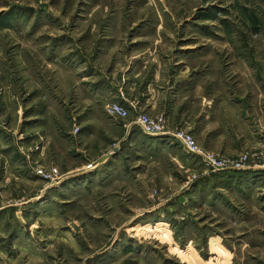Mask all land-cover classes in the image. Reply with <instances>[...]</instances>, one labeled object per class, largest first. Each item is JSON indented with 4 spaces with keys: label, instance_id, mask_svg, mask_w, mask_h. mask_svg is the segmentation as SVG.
<instances>
[{
    "label": "rangeland",
    "instance_id": "obj_1",
    "mask_svg": "<svg viewBox=\"0 0 264 264\" xmlns=\"http://www.w3.org/2000/svg\"><path fill=\"white\" fill-rule=\"evenodd\" d=\"M0 264H264V0H0Z\"/></svg>",
    "mask_w": 264,
    "mask_h": 264
},
{
    "label": "built area",
    "instance_id": "obj_2",
    "mask_svg": "<svg viewBox=\"0 0 264 264\" xmlns=\"http://www.w3.org/2000/svg\"><path fill=\"white\" fill-rule=\"evenodd\" d=\"M107 110L113 117L125 118L127 116V110L117 103L109 104ZM134 121L148 134H159L165 131V123L162 117L152 118L148 114L140 112L136 114ZM172 134L184 150L202 155L213 168L222 169L228 164L225 159L219 158L213 153L201 151L189 132L179 130Z\"/></svg>",
    "mask_w": 264,
    "mask_h": 264
},
{
    "label": "crops",
    "instance_id": "obj_3",
    "mask_svg": "<svg viewBox=\"0 0 264 264\" xmlns=\"http://www.w3.org/2000/svg\"><path fill=\"white\" fill-rule=\"evenodd\" d=\"M151 102H152V104L151 105H149V108H148V111L147 112H149L150 114H153V113H156L157 112V110H155V108H156V101H153V100H150ZM126 105H127V107H130V104L128 103V102H124ZM148 104H149V102H147V104H145V106H148ZM144 105V104H143ZM141 108V107H140ZM139 108V109H140ZM142 109V108H141ZM132 112H134V113H139V111H137V110H132ZM182 118H183V115H182ZM182 118L181 119H179L180 121L182 120ZM194 136H195V134H194Z\"/></svg>",
    "mask_w": 264,
    "mask_h": 264
}]
</instances>
